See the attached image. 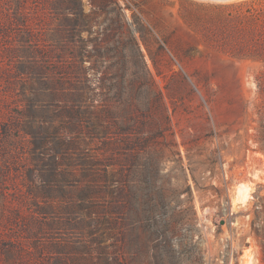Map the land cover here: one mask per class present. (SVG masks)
Instances as JSON below:
<instances>
[{"label": "rangeland", "instance_id": "1", "mask_svg": "<svg viewBox=\"0 0 264 264\" xmlns=\"http://www.w3.org/2000/svg\"><path fill=\"white\" fill-rule=\"evenodd\" d=\"M250 1L0 0V264H264Z\"/></svg>", "mask_w": 264, "mask_h": 264}, {"label": "bare ground", "instance_id": "2", "mask_svg": "<svg viewBox=\"0 0 264 264\" xmlns=\"http://www.w3.org/2000/svg\"><path fill=\"white\" fill-rule=\"evenodd\" d=\"M58 101H59V100H58ZM242 190H243V187H241V188L239 189V193H238V195H241L242 199H245L246 196H247V194H246V192H243Z\"/></svg>", "mask_w": 264, "mask_h": 264}, {"label": "water", "instance_id": "3", "mask_svg": "<svg viewBox=\"0 0 264 264\" xmlns=\"http://www.w3.org/2000/svg\"><path fill=\"white\" fill-rule=\"evenodd\" d=\"M218 1H225V0H218Z\"/></svg>", "mask_w": 264, "mask_h": 264}, {"label": "trees", "instance_id": "4", "mask_svg": "<svg viewBox=\"0 0 264 264\" xmlns=\"http://www.w3.org/2000/svg\"><path fill=\"white\" fill-rule=\"evenodd\" d=\"M252 1H255V0H251L250 2H252Z\"/></svg>", "mask_w": 264, "mask_h": 264}]
</instances>
